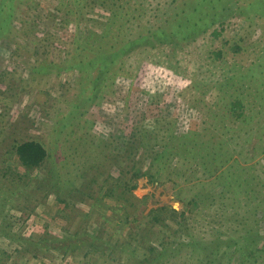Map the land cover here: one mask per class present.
Listing matches in <instances>:
<instances>
[{
  "label": "rangeland",
  "instance_id": "obj_1",
  "mask_svg": "<svg viewBox=\"0 0 264 264\" xmlns=\"http://www.w3.org/2000/svg\"><path fill=\"white\" fill-rule=\"evenodd\" d=\"M13 1L14 35L0 38V161L27 184L5 189L0 174V202L12 197L2 217L22 238L46 239L34 256L0 235L5 264H138L143 256L147 264H264V203L222 199L219 183L242 179V202L251 189L264 194V0L204 2L216 20L207 30L174 53L175 36L139 44L100 98L85 97L81 73L68 65L89 62L98 45L118 48L116 39H133L168 16L175 25L193 15L184 8L197 0ZM169 2L174 8L161 15ZM236 98L238 116L228 110ZM11 139L40 140L50 156L27 171L7 155ZM49 166L57 183L47 179ZM134 170L131 216L123 220L130 208L118 202L121 186L105 195L100 184ZM80 183L87 189L76 191ZM165 207V225L145 217ZM247 243L262 252L241 261Z\"/></svg>",
  "mask_w": 264,
  "mask_h": 264
},
{
  "label": "trees",
  "instance_id": "obj_2",
  "mask_svg": "<svg viewBox=\"0 0 264 264\" xmlns=\"http://www.w3.org/2000/svg\"><path fill=\"white\" fill-rule=\"evenodd\" d=\"M208 0H197L194 1V4H196L193 8L190 7V5L186 4L184 11L187 9H192L193 15L187 16L186 18H181L183 19L180 22L178 21L175 25L172 24L170 21L169 17L163 21L161 24H157V26L150 27L148 26L147 29L143 30L141 29L138 32V35L135 36L133 39H127L126 41H121L119 36H122L121 33L117 32V35H114L113 38L115 39L116 37V42H121L118 45V48H114L113 45L110 46L109 49L104 50L101 45H98V49L95 51L94 55L89 59V62L83 63V59H79L75 61V63H72L71 65H68L67 68L72 69L75 68L79 73H81V78L82 83H81V92H84V95L86 98H90L92 94L95 96L98 95V98H100V95L106 90L107 87H110L113 78L115 75L119 72L121 69V66L123 64L124 59L126 58L127 55H130V53L136 48L139 44H142L143 42L147 41L148 43L151 42L150 38L154 36H171L175 38L171 40L172 45L169 47V50L171 52H176L179 50V42H184L188 44L189 42H192L194 40L195 34H198L199 31L201 30H207L205 28L206 25H210L212 22L216 20H211L207 14H209V10L204 9V2H207ZM185 2L182 3L184 5ZM172 2H169L168 5L165 4V7H163V12L161 15H164L165 12L168 15V13L174 8L170 5H172ZM191 4V3H190ZM203 7L201 9L200 7V13L198 5ZM206 8L208 7V3H206ZM181 5V6H182ZM192 5V4H191ZM15 6L13 0H1L0 1V38L4 39H10L11 35H14L12 33L13 27H12V16L14 14V9L13 7ZM177 7V6H175ZM182 9V8H180ZM156 14H153L155 16ZM177 20L178 17H175L172 20ZM171 22V23H170ZM165 24L169 25V28L165 26ZM219 24L222 25L221 21ZM201 27L196 30L199 26ZM168 30V35H164V33ZM108 33L107 31H103L100 34H98L100 37L104 36ZM159 33V34H158ZM211 33L213 35H218L220 31H217L216 29H212ZM113 39V40H114ZM102 40V39H101ZM149 45V44H148ZM216 56H220L222 54L221 49H217L216 51H213ZM124 58V59H123ZM71 61V60H69ZM119 64V65H117ZM257 67L256 65H254ZM39 69H44L46 68L45 65L41 64L38 66ZM34 68V67H33ZM36 68V67H35ZM134 70V69H133ZM175 70V69H174ZM92 72H95L92 74ZM130 72V73H129ZM133 71H127L128 76H130V79L133 80L134 77L131 74ZM131 74V75H129ZM83 94V93H80ZM89 94V95H88ZM238 109L242 110V104L240 102L239 98H236L231 101L228 110L232 112L234 115L238 116L241 115V111ZM182 136L188 138L190 136V133H185ZM108 143V144H107ZM105 146H109V141L104 142ZM7 155L10 156H15V158L18 160V164L22 165L27 171L32 170L33 168H39L42 162L44 161L45 158L49 157V151L46 149L44 146V143L40 140L36 139H11V143L9 145V148L7 149ZM12 158V157H11ZM11 166L9 163H2L0 161V174L1 177L5 178L6 177V182L3 183V188L7 189L8 186H10L11 189L17 188L19 186L26 185V178H24V175L16 173V175L11 176L10 173ZM131 174L130 176L126 179L123 178L122 176H119L117 179L115 178L112 183H109L108 186H104L103 184H100V187L104 188V194L111 195L113 193V190L116 185L121 186L120 187V196H118V202L120 203L122 200H125L127 202V206H129L130 209H126L124 212V217L123 220H127L131 216V207L133 206L132 201L129 199V196H126V193H131L130 190L135 187V183H130L132 179H135L139 173L134 171H130ZM45 174H47V179L50 181L54 179V181L57 183L58 180L56 178L59 176L58 170L56 168H51L49 166V169L45 170ZM218 178V177H217ZM233 181V182H232ZM221 186H225V188L222 190L220 193V196H222V199L228 200L231 199V201L237 202L240 201L244 205H249V203H255L256 205H260L261 202L264 203V194L261 189L254 190L253 193H251L252 189L249 191H246L244 195L243 202L239 195H241V185L243 184L242 179L240 181L237 180V183L234 182V179L231 180L228 176L225 177L223 176L220 178L219 181ZM55 186V185H54ZM104 186V187H103ZM264 187V182H261L260 188ZM238 188V189H237ZM87 189V186L84 187L83 183H80L79 185L76 186V191H83ZM247 189V188H246ZM249 189V188H248ZM260 190L262 192V195H260ZM1 192V189H0ZM240 192V193H239ZM251 193V194H250ZM6 199H8V203ZM12 200V197H5V202H0V235L8 238L12 242L20 243L21 250L22 251H28V252H33L35 254L34 256L37 255L36 251H32L31 249L34 247L39 246V242L45 241L46 237L40 235L38 237V241H34L33 238H22L21 235L16 234V231H13V223L10 221V219H7L6 217H2V214L4 213V206L6 204H9V202ZM58 201L64 202V198L62 197H57ZM239 202V203H240ZM12 206V204H11ZM23 208V207H22ZM21 206L20 209L22 210ZM108 208H114L113 206H108ZM24 209V208H23ZM172 213L176 214L177 211L174 208H169ZM116 212L117 209H114ZM153 211V210H151ZM151 211L145 216L146 218L148 216L149 220L152 223L156 222H161V224L165 225V220L164 216H168V210L167 208H160V210L154 211L151 213ZM249 213V211H247ZM2 217V218H1ZM232 218V217H231ZM230 218V219H231ZM246 234L249 236H252L253 231L252 230H247ZM52 240V239H51ZM123 244H121V250H124L126 241H122ZM160 243H164L168 245V243L160 241ZM213 242L209 244H205L202 247L205 249H210L211 245ZM208 247V248H207ZM150 250H155V247L150 246ZM165 247H163L164 249ZM75 249V248H73ZM163 249L160 254H164ZM240 259L241 261L243 260H251L255 259L260 253L262 252V247L260 250L256 249L254 245H251L250 243L244 244L240 249ZM212 250L209 251V254L211 253L212 259L215 256L214 252H211ZM125 252V251H124ZM136 260H138V264H147V259L148 257H142V258H137L135 257ZM9 260V255L6 253L4 250H0V264H5ZM209 262V261H208ZM120 264V262H119Z\"/></svg>",
  "mask_w": 264,
  "mask_h": 264
}]
</instances>
